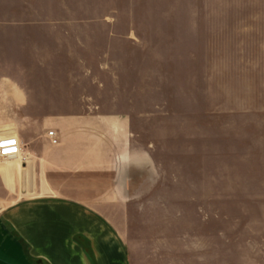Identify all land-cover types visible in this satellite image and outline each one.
I'll return each mask as SVG.
<instances>
[{
  "label": "rangeland",
  "instance_id": "obj_1",
  "mask_svg": "<svg viewBox=\"0 0 264 264\" xmlns=\"http://www.w3.org/2000/svg\"><path fill=\"white\" fill-rule=\"evenodd\" d=\"M18 3L47 114L93 116L111 174L126 127L136 264H264V0Z\"/></svg>",
  "mask_w": 264,
  "mask_h": 264
},
{
  "label": "crops",
  "instance_id": "obj_2",
  "mask_svg": "<svg viewBox=\"0 0 264 264\" xmlns=\"http://www.w3.org/2000/svg\"><path fill=\"white\" fill-rule=\"evenodd\" d=\"M18 2L0 0V139L19 143L15 155L0 157V264H136L126 233L129 178L117 174L129 164L126 127L111 126L121 133L111 135L118 151L111 174L109 164L94 163L93 116L47 114L41 105L60 100L35 93L31 19L15 14Z\"/></svg>",
  "mask_w": 264,
  "mask_h": 264
},
{
  "label": "built area",
  "instance_id": "obj_3",
  "mask_svg": "<svg viewBox=\"0 0 264 264\" xmlns=\"http://www.w3.org/2000/svg\"><path fill=\"white\" fill-rule=\"evenodd\" d=\"M48 137L50 138V142L52 144L57 143V138L53 132H49ZM11 142H14V143H11ZM0 145H3V147H0V155L2 157L13 156L17 153L19 149V143L17 139L14 137H8V138L6 137V138L0 139Z\"/></svg>",
  "mask_w": 264,
  "mask_h": 264
},
{
  "label": "snow or ice",
  "instance_id": "obj_4",
  "mask_svg": "<svg viewBox=\"0 0 264 264\" xmlns=\"http://www.w3.org/2000/svg\"><path fill=\"white\" fill-rule=\"evenodd\" d=\"M11 143H14V142H11ZM0 147H3V145H0Z\"/></svg>",
  "mask_w": 264,
  "mask_h": 264
}]
</instances>
